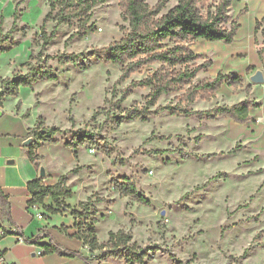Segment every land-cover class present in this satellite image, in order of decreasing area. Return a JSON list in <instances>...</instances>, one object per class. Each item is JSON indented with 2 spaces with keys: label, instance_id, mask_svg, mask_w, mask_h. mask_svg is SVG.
I'll list each match as a JSON object with an SVG mask.
<instances>
[{
  "label": "rangeland",
  "instance_id": "1",
  "mask_svg": "<svg viewBox=\"0 0 264 264\" xmlns=\"http://www.w3.org/2000/svg\"><path fill=\"white\" fill-rule=\"evenodd\" d=\"M118 1L104 0L92 6L88 25L94 29L85 35H71L79 24L74 20L58 24L53 38L42 44L38 35L49 0H0L4 32L13 23L17 3L19 9L15 22L19 29L2 42L8 49L0 52V82L6 76L27 72L30 66L50 67L57 75L56 80L19 85L15 95L5 96L4 106L21 107L28 126L33 127L42 117L44 125L60 129L53 143H42L45 156H40L37 164L49 177L56 175V180L65 175L66 185L73 191L65 198L71 208L79 210V202L88 201V221L99 243L107 242L110 231L122 229L131 235V243L145 253L142 263L133 264H264V61L258 55L264 46V0H232L227 14L230 19L238 16L240 24L232 42L194 38L189 43L202 56L198 63L214 59L211 67L197 73L193 84L225 68L230 69V76L238 75L241 84H223L208 100L196 98L188 106L207 110L250 98L259 108L251 109V120L244 123L225 116L208 119L171 114L166 109L146 121L116 123L108 118L118 113L114 102L122 89L147 71L118 80V63L95 56L60 61L57 54L103 47L127 33L129 24L121 17ZM146 1L153 5L157 0ZM216 1L207 0L211 10ZM176 2L166 0L160 14ZM55 23L47 22V33ZM251 29L254 34L249 37ZM33 33L37 37L33 38ZM31 51L30 64H23ZM257 70L263 75L261 82L250 79ZM149 89L133 88L120 107L143 105ZM180 93H163L156 106L174 105ZM83 130L96 133L97 142L71 144V138ZM122 176L130 178L150 204L138 203L114 189L112 179ZM51 203L46 199L47 205ZM39 213L43 219L38 224L59 225L54 230L57 234L66 232L67 227L61 225L73 218L70 209L52 212L41 205L35 215ZM106 247H88L85 264H130L108 255ZM15 253L23 255L27 250L20 246Z\"/></svg>",
  "mask_w": 264,
  "mask_h": 264
},
{
  "label": "trees",
  "instance_id": "2",
  "mask_svg": "<svg viewBox=\"0 0 264 264\" xmlns=\"http://www.w3.org/2000/svg\"><path fill=\"white\" fill-rule=\"evenodd\" d=\"M102 1L104 0H49V9L40 24L38 38L42 39V44H48L55 35L58 24H71L74 20H78L79 24L71 35H85L88 30L94 29L92 24L88 25L91 8L97 2ZM231 3L232 0H217L211 10L207 0H177L174 6L160 14L166 0H157L153 5H149L146 0H119L121 17L129 24L127 33L103 47L67 55L57 54V58L60 61H77L80 57L95 56L104 62L118 63L121 65L118 80H125L133 73H139L143 69L147 71L144 77L131 80L122 89L118 100L114 102L118 113L108 115V118L116 123L125 119L146 121L150 115L157 114L162 109H166L171 114H193L199 118L206 117L208 119L225 116L235 122H248L251 120L250 110L259 106L258 102L250 98H244L231 104H216L207 110L192 109L188 106L196 98L208 100L223 84L231 86L241 84L238 75L230 76L221 70L215 76H205L196 84L192 82L197 73L207 69L213 61L211 58H205L201 63H198L197 60L202 56L193 51L189 43L194 38L232 42L240 24L237 20L238 16L230 19L227 14ZM17 4L13 13V23L6 32H3V16L0 15V52L8 49L2 45V42L7 41L11 33L19 29L15 24L16 13L19 10ZM245 10L246 7L241 9L238 15ZM49 20L56 21V23L47 33L46 24ZM262 20L264 21V16ZM256 22L260 23L259 20ZM226 23L230 24L229 27H226ZM261 33L264 35V25L261 27ZM32 36L33 38L37 37V33H33ZM258 55L264 61V46L258 49ZM33 57V51H31L29 59L23 64L29 65ZM154 64L157 66L153 68ZM42 79L56 80L57 75L50 67L36 69L30 66L25 73L18 72L2 78L0 105L6 95L17 93L19 85H31ZM135 87L150 88L145 95L144 104L122 109L120 103ZM246 89L248 90L249 86H246ZM178 91L181 93L174 105L156 106L157 99L163 93ZM70 118L73 121L72 117ZM28 130L32 134V140L27 144L26 154L32 162L37 164L40 158V154L36 151L37 146L42 143H53L54 135L60 129L55 125H44L42 117H38V122ZM97 139L96 133L83 130L78 131L71 138V144L74 146L78 144L92 145L97 142ZM213 154L215 153L206 155L212 156ZM111 183L112 187L121 195L130 196L141 204H150V199L136 187L130 178L125 176L113 178ZM26 189L30 195L27 200L28 207L41 204L52 212L70 209L73 226L78 228L71 236L82 240L90 249L107 245L106 252L112 257L124 258L125 262L130 264L143 262L145 253L141 248L131 243V235L122 229L115 232L110 231L108 240L103 245L97 241L92 223L88 221V211L85 207L88 201H80L79 210L71 208L70 204L65 202V198L71 196L73 191L67 187L64 174L51 184H45L39 177L33 178L27 182ZM46 197L51 198V204L44 203ZM0 201H3L1 195ZM61 227L66 228V225L62 224ZM23 239L34 243L37 238L32 236L23 237ZM42 246L47 252H57L67 256L79 255L78 251L61 249L59 245L51 241L42 243ZM82 258L86 260V257Z\"/></svg>",
  "mask_w": 264,
  "mask_h": 264
},
{
  "label": "crops",
  "instance_id": "3",
  "mask_svg": "<svg viewBox=\"0 0 264 264\" xmlns=\"http://www.w3.org/2000/svg\"><path fill=\"white\" fill-rule=\"evenodd\" d=\"M0 15L3 16L2 13ZM253 34L251 29L248 35L252 37ZM248 44L250 46V40ZM233 55L232 53L229 56ZM212 61L214 62V59ZM223 70L225 71L222 72L227 73L230 69ZM217 72L214 71L213 76ZM4 100L5 97L0 105V195L3 197V201H0V224L15 227L23 237L35 236L37 239L34 243L18 241L16 235L12 233L11 236L6 235L0 239V247L4 251L6 259L13 264H85L82 257L87 256L89 249L82 240L71 236L74 232L72 229L73 218L70 223H62L67 227L66 232L57 234L54 230L59 225L38 224L43 216H36L35 212L40 211L41 204L32 207L27 205V200L30 197L26 189L27 182L39 177L45 184H51L55 182L56 175L49 177L48 171H45L44 176L39 175V165L32 162L26 154L27 143L25 141L30 137L28 129L31 126L26 123L21 107L7 109L4 106ZM42 146L44 145L37 146L36 151L40 156H45L41 150ZM46 199L51 198L46 197L45 204ZM50 241L59 245L61 249L78 251L79 255L67 256L57 252H47L42 243ZM20 246L27 250V253L17 255L15 250ZM8 251L9 253H7ZM29 251H31V255H29Z\"/></svg>",
  "mask_w": 264,
  "mask_h": 264
},
{
  "label": "built area",
  "instance_id": "4",
  "mask_svg": "<svg viewBox=\"0 0 264 264\" xmlns=\"http://www.w3.org/2000/svg\"><path fill=\"white\" fill-rule=\"evenodd\" d=\"M37 216L40 217L41 214L39 213ZM12 233L16 235V239L18 241L24 240L23 236L17 231L15 227L0 224V239ZM0 264H13L6 259L4 255V251L2 250L1 247H0Z\"/></svg>",
  "mask_w": 264,
  "mask_h": 264
},
{
  "label": "water",
  "instance_id": "5",
  "mask_svg": "<svg viewBox=\"0 0 264 264\" xmlns=\"http://www.w3.org/2000/svg\"><path fill=\"white\" fill-rule=\"evenodd\" d=\"M250 79L252 81H254V82H261V81H263V75H262L260 70H257L254 74H252L250 76ZM0 113H1V111H0ZM30 141H31V138L29 137V138L26 139L25 143L28 144ZM39 175L40 176H44L45 175V170H44L43 166L39 167Z\"/></svg>",
  "mask_w": 264,
  "mask_h": 264
}]
</instances>
